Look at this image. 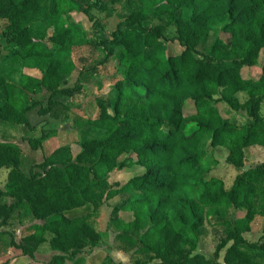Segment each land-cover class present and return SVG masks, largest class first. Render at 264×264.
<instances>
[{
    "label": "trees",
    "instance_id": "1",
    "mask_svg": "<svg viewBox=\"0 0 264 264\" xmlns=\"http://www.w3.org/2000/svg\"><path fill=\"white\" fill-rule=\"evenodd\" d=\"M121 3L124 23L88 44L105 52L101 64L114 61L123 76L97 101L93 135L79 143L78 154L53 157L46 145L60 132L42 130L24 138L43 153V162L25 173L22 149L0 142V171L9 170L0 189V225L21 209L35 220L12 247L37 262L36 253L48 246L54 255L46 264L90 256L101 235L84 217L67 213L121 198L109 226L123 247L145 259L133 264H264V230L256 242L245 238L264 217V158L244 169L247 150L264 149V66L259 79L244 77L264 50V0H0L3 50L21 67L16 84L0 73V121L33 131L29 115L37 108L39 117L68 113V100L84 93L79 82L67 87L74 50L84 40L71 17L82 15L90 29L99 28L92 9L110 18ZM39 23L55 33L32 28ZM169 44L180 52L170 54ZM39 95L47 97L46 107L34 99ZM219 104L244 112L246 123L223 116ZM218 148L238 172L228 189L207 174L206 156ZM135 167L142 173L110 183ZM205 227L222 230L209 258L194 254ZM101 264L121 263L107 255Z\"/></svg>",
    "mask_w": 264,
    "mask_h": 264
},
{
    "label": "rangeland",
    "instance_id": "2",
    "mask_svg": "<svg viewBox=\"0 0 264 264\" xmlns=\"http://www.w3.org/2000/svg\"><path fill=\"white\" fill-rule=\"evenodd\" d=\"M105 1V0H103ZM49 7V2L44 3ZM91 16L97 18L99 28H91V24L86 17L74 14L71 20L83 27L84 40L83 43L74 50L73 60L76 64V70L68 80L67 87H74L76 83H81L84 87V93L80 95L81 99L68 100L66 103L69 107V112L65 113L61 110V116L58 119L52 116L39 117L38 108L30 113L29 120L33 127L37 128L39 133L30 137L37 138L41 135L42 130H53L60 132V138H54L48 141L46 147L53 157L58 159L64 158L69 150L75 156L80 151L79 143H81L89 135H93L94 127L92 122L97 118L99 98H106L113 90V84L116 80L123 76V69L117 68L114 61H109L106 64H101L105 57V52L102 49L91 47L88 42L99 41L101 38L109 37L111 32L116 29L119 24L124 23L127 19L126 11L122 3L118 5L112 17L108 18L106 13L92 9ZM158 21L152 22V25L158 24ZM3 22L0 20V73L6 77L10 83H17L21 75V67L14 65L8 59V53L3 50V41L1 32L3 30ZM33 29L48 30L49 33H55V30L48 29L47 24H35ZM58 31L61 27H57ZM125 28L124 26L122 27ZM166 37L172 38L175 36V29L169 27L166 30ZM213 40V35L210 36V43ZM180 52L178 44H169V53L177 55ZM161 55L164 52L160 51ZM264 66V50L261 52L258 64L250 71H244V77H254L259 79ZM95 68L96 74H92L87 70ZM30 74L37 75L36 72L28 70ZM239 102L244 103L247 100L245 94L238 96ZM37 102L42 103V107L47 106V97L42 95L34 97ZM223 116L234 118L239 123H246L247 117L244 112H228V109L222 104L218 105ZM261 115L264 117V103L261 106ZM22 127V129H21ZM33 132V131H32ZM27 134L23 130V126L8 124L0 121V142L18 143L22 148L21 168L25 173H29L31 169L35 170V166L43 162V153L32 151L29 145L23 141V136ZM209 141L205 140L204 145ZM20 144V145H19ZM228 152L225 149L218 148L210 151L206 156V169L208 176L217 177L224 182L228 189L235 177L237 170L227 162ZM247 162L244 169L254 167L259 164L264 158V149L253 148L247 150ZM9 170L3 169L0 171V189H3L8 176ZM35 172V171H34ZM142 170L138 167L127 169L120 172L110 183L113 185H123L130 178L139 175ZM121 198H116L110 202L98 204L94 206H86L82 209L67 213L69 218L84 217L85 221L91 224L96 231L101 235V243L94 250L93 254L81 255L73 262L67 264H101L105 257L110 256L115 262L121 264H133L135 261L144 262L145 259L138 256L133 251L127 250L116 239V233L110 228V217L116 203L120 202ZM124 216V215H123ZM35 220L24 209L16 212L12 219L5 225H0V264H46L49 262L54 253L48 246H43L35 255L37 260L33 261L29 258L21 257L20 251L12 247V242H20L23 238V230L34 224ZM264 230V217L258 218L252 228V231L245 235V238L250 242H256L262 235ZM222 236L221 229H211L205 227L202 231L198 247L194 254H201L205 257H211L215 252L220 238ZM225 250L221 252L220 262H223Z\"/></svg>",
    "mask_w": 264,
    "mask_h": 264
},
{
    "label": "crops",
    "instance_id": "3",
    "mask_svg": "<svg viewBox=\"0 0 264 264\" xmlns=\"http://www.w3.org/2000/svg\"><path fill=\"white\" fill-rule=\"evenodd\" d=\"M21 129H22V127H21ZM23 130L27 133V134H25V135L23 136V138H29L30 136L39 133V132L37 131V128H35V129L33 130V132H32V131H30L27 127L23 126ZM60 137H61V136H60ZM60 137H59V138H60ZM23 141H24V139H23ZM13 144H16V143H13ZM16 145H18V143H17ZM19 145H20V144H19ZM21 149H22V148H21ZM22 151H23V150H22ZM122 217H123L126 221H130V220H131V216L128 215V214H125V215L122 216Z\"/></svg>",
    "mask_w": 264,
    "mask_h": 264
}]
</instances>
